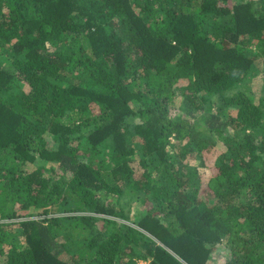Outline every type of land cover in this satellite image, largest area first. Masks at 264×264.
I'll return each instance as SVG.
<instances>
[{"label": "trees", "instance_id": "16d2710c", "mask_svg": "<svg viewBox=\"0 0 264 264\" xmlns=\"http://www.w3.org/2000/svg\"><path fill=\"white\" fill-rule=\"evenodd\" d=\"M262 64L264 0H0V264H264Z\"/></svg>", "mask_w": 264, "mask_h": 264}, {"label": "rangeland", "instance_id": "374dc122", "mask_svg": "<svg viewBox=\"0 0 264 264\" xmlns=\"http://www.w3.org/2000/svg\"><path fill=\"white\" fill-rule=\"evenodd\" d=\"M262 66H264L262 64ZM260 76V75H259ZM261 77V76H260ZM257 77L254 78L253 80V84L251 86V89H253L254 92H250L251 94H253L254 96H259L261 91H263V80H260L258 78V81L256 82L255 79ZM235 112V109L232 108H228L227 109V113H234ZM176 112L172 111L171 114H175ZM223 149V147L220 145V144H217L215 146H211L209 147L206 152H205V155H206V160H207V163L209 165H213L217 155L221 152V150ZM187 162H190L191 164L195 165L196 163H198V161L192 157H188ZM210 168V167H209ZM200 171L202 174V183L206 184L208 182V179H209V170L207 168H200ZM211 172V170H210ZM132 213V211H131ZM133 214V213H132ZM212 260L211 262H209V264H224L225 260H226V257H225V254L224 252H219V253H216L212 256ZM138 264H146L145 262H142V261H139Z\"/></svg>", "mask_w": 264, "mask_h": 264}]
</instances>
